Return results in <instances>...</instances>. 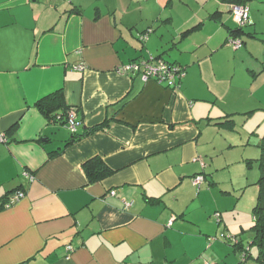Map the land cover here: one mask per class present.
Returning a JSON list of instances; mask_svg holds the SVG:
<instances>
[{
	"label": "crops",
	"instance_id": "obj_1",
	"mask_svg": "<svg viewBox=\"0 0 264 264\" xmlns=\"http://www.w3.org/2000/svg\"><path fill=\"white\" fill-rule=\"evenodd\" d=\"M246 5L233 49L226 0H0V264H264L245 242L264 137V0ZM148 55L185 67L175 89L120 72ZM58 89L76 132L97 127L68 146L66 125L35 105ZM238 119L247 139L232 148ZM94 157L113 173L90 182L82 164Z\"/></svg>",
	"mask_w": 264,
	"mask_h": 264
},
{
	"label": "trees",
	"instance_id": "obj_2",
	"mask_svg": "<svg viewBox=\"0 0 264 264\" xmlns=\"http://www.w3.org/2000/svg\"><path fill=\"white\" fill-rule=\"evenodd\" d=\"M226 1H228L230 4L231 3H238V4H245L246 5L247 0H226ZM248 20H249V18H248ZM248 20H247V23H248ZM247 23L245 25H247ZM245 25H243L242 27H239L235 24L234 28H231L228 30L229 35L226 39L227 45H229L228 40L230 37H240L243 33H245L243 30V27ZM144 40H142V41H144ZM154 57L155 58H161L164 61H167L161 55H157ZM167 62H169V61H167ZM169 63L175 64L173 62H169ZM176 65L183 69L184 75H185V67L178 65V64H176ZM182 77H180L179 79L176 80V83H175L176 86L172 87L173 89H175L178 86V82L182 79ZM35 105H36L38 111L40 113H42L44 115V117H46V119L50 123L60 122V123L65 124L66 117H67L69 111L74 110L72 107L68 106L65 103L64 95H63V92L61 89H58V90H56L52 93H49V94L45 95L44 97L40 98L39 100L36 101ZM227 122H229V121H227ZM95 129H97V127H92L83 133H78V132L72 133L71 132V137L68 140H66L65 145L68 146L69 144L73 143L75 140L80 139L81 137L88 135L89 133L93 132ZM260 149H261L260 157L258 158L260 176L257 180L258 197H257L255 205L252 208V213L254 216V223L252 225V230L254 232V238L252 240V244L257 245V248H258L257 258L260 261L264 262V137H263L262 142L260 144ZM53 153L58 154V153H60V151H54ZM53 153H50V154H53ZM82 166H83V169L86 173L88 181H90V182L99 181L102 178L107 177L113 173V170L110 167H108L98 157H94V158H91L89 160H86L82 164ZM16 191H20V190L16 189V190L10 191L6 195V198H5L4 203L2 204V207H7V204L11 205L10 196L12 195V193H14ZM236 244H237V241H235L234 245H236ZM242 253H243L242 257L245 258L248 255V250H246V248H244Z\"/></svg>",
	"mask_w": 264,
	"mask_h": 264
},
{
	"label": "built area",
	"instance_id": "obj_3",
	"mask_svg": "<svg viewBox=\"0 0 264 264\" xmlns=\"http://www.w3.org/2000/svg\"><path fill=\"white\" fill-rule=\"evenodd\" d=\"M229 10L232 20L237 26L242 27L247 23L249 17L247 5L231 3ZM145 37L146 35H142L140 39L144 40ZM228 44L232 46L233 49H237L242 45V40L240 37H230L228 40ZM120 72H133L140 75V77L144 81L148 79H154L158 83L165 84L170 88L175 87L176 80L184 76V71L181 67L177 66L176 64L164 61L161 58H155L153 55H148L146 58H139L130 61L128 64L123 65L120 68ZM77 123L78 121L76 112L74 110H70L66 117V127L70 130V132L74 133L77 131ZM6 141V134L0 132V143H5ZM200 163L202 166H204L202 160H200ZM202 180L203 176L201 174H197L191 179L192 184L196 187H199ZM22 194V191H16L12 193V195L10 196V203L12 204L16 200H18L22 196ZM7 206L10 205L7 204ZM217 215L218 213H216V216ZM67 248L69 249L70 246H67Z\"/></svg>",
	"mask_w": 264,
	"mask_h": 264
},
{
	"label": "rangeland",
	"instance_id": "obj_4",
	"mask_svg": "<svg viewBox=\"0 0 264 264\" xmlns=\"http://www.w3.org/2000/svg\"><path fill=\"white\" fill-rule=\"evenodd\" d=\"M233 23V22H232ZM234 24V23H233ZM235 25V24H234ZM142 35L143 34H141V35H139V37H142ZM145 40H147V35H146V37H145ZM238 128H236V131L235 132H229L228 134H226V138L227 139H229V138H232V139H236L237 141H240V145H237V146H233L232 148H237V147H241L242 145H241V143L243 144L245 141H246V139H247V136H246V134L245 135H243L244 134V131H246V128L248 127V124H246L245 123V121L244 122H242L241 121V119H238ZM69 130V129H68ZM70 131V130H69ZM244 136V137H243ZM248 136H249V138H250V142H254L253 141V139L256 137V135H249L248 134ZM259 139H260V136H259ZM229 141V140H228ZM259 142H260V140H259ZM258 142V143H259ZM258 143H256L255 142V146L254 147H256L258 150H259V153H258V157H259V155H260V148L258 147V145H256V144H258ZM246 146V145H245ZM231 148V147H230ZM229 152H231V151H229ZM224 153L225 154H227L228 153V151L226 150V149H224ZM257 157V158H258ZM255 168H254V170H251V171H253V173L255 174V181L259 178V175H260V171H259V161L256 159L255 161ZM258 191V188H256V192ZM215 216H216V213H215ZM216 219L218 220L219 218H218V215L216 216ZM233 239V238H232ZM236 240H233V242H235ZM249 241L250 240H248V239H245V242H248V244H247V246L249 245H253V247H256L257 248V245H254V244H249Z\"/></svg>",
	"mask_w": 264,
	"mask_h": 264
}]
</instances>
